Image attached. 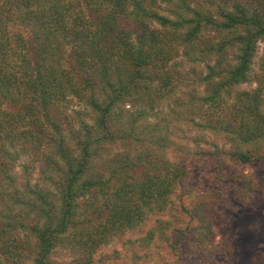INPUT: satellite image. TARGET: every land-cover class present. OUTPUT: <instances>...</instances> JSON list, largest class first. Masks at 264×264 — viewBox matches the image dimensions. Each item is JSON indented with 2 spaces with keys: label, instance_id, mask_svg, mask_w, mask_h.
Returning a JSON list of instances; mask_svg holds the SVG:
<instances>
[{
  "label": "trees",
  "instance_id": "trees-1",
  "mask_svg": "<svg viewBox=\"0 0 264 264\" xmlns=\"http://www.w3.org/2000/svg\"><path fill=\"white\" fill-rule=\"evenodd\" d=\"M157 1L0 0V264H25L23 248L30 243L29 264H55L50 256L65 237L92 254L150 214H180L206 235L207 196L192 185L190 163L167 156L173 123L179 127L186 119L231 145L206 153L198 171L209 169L210 160L215 175L224 174L227 161H264V80L234 91L250 81L257 44L264 43V0L233 1L215 14L189 0H159L163 14ZM229 50L236 51L233 64L226 62ZM179 56L206 62L198 79L207 86L205 95L176 94L170 62ZM210 56L214 65L207 63ZM126 102L148 109L124 110ZM159 105L168 114L162 127L147 122L158 116ZM70 106L82 108L71 111V123ZM195 106L204 109L199 121L185 118ZM61 116L69 118V128ZM115 144L124 151L108 160L109 177L94 174L96 155ZM23 158L39 162L42 186L31 184L35 170L27 161L25 180L12 175ZM93 195L102 204L85 203L102 212L87 230L78 201ZM27 217L31 238L19 241L15 233Z\"/></svg>",
  "mask_w": 264,
  "mask_h": 264
},
{
  "label": "rangeland",
  "instance_id": "rangeland-1",
  "mask_svg": "<svg viewBox=\"0 0 264 264\" xmlns=\"http://www.w3.org/2000/svg\"><path fill=\"white\" fill-rule=\"evenodd\" d=\"M189 1L192 7L214 14L218 7H230L233 1L258 5L256 0ZM156 7L160 13L165 14V6L159 0ZM151 26L159 27L156 23H152ZM214 35L209 33L206 37L214 38ZM214 40H219V37ZM235 55L236 51L229 50L226 62L233 64ZM215 60L216 57L210 56L207 63L214 65ZM262 62H264V43L258 42L250 81L238 85L234 91L252 90L257 86L255 78L264 80ZM170 64L174 65L175 73H177L175 88L177 95L188 93L187 95L190 96L194 93L196 97H201L206 94L207 86L201 85L198 80L206 74V62L192 63L189 58L179 56ZM187 83H191L192 86L186 88ZM141 103L133 105L126 102L122 109L129 111L138 107L148 109ZM70 107L73 108L68 109L66 113L70 116L68 119L71 123L72 118L76 117L71 111L82 110V108L80 106ZM195 107L186 109L183 116L185 118L193 117L195 121H199V114L200 112L202 114L204 109L200 111ZM156 108L160 113L156 117H151L147 122L159 123L162 127L167 123L163 120L167 118V110L163 105ZM168 118L170 121L169 116ZM68 119L61 116V122L66 129L69 128L66 123ZM177 126L178 124L173 123L169 129L172 133L170 137L173 139V145L166 151L167 156L173 160L183 157L186 164L190 163L188 169H191L192 185L199 188L200 193L204 196H207V199L204 200V219L208 224V229L205 230L206 235L201 233L204 232L201 225L194 224L190 218L180 214L178 216L175 214L172 216L150 214L142 223L125 232L113 235L107 244L98 247L92 254L87 246H80L76 240L73 241L70 237L68 239L65 237L64 242L50 256L51 262L55 264H264V161H255L247 165H238L227 161L228 168L225 169L224 174L221 175L217 171L218 174L215 175L216 170H213L215 162L210 160L206 163L209 169L198 171L205 164L206 153L215 151L216 147L224 151L229 150L231 145L224 137L202 132L191 126V123H188L186 119L185 122L179 124V127ZM67 135L66 132L65 136ZM199 150L202 156L197 154ZM122 151H124L123 147L116 144L106 146L103 151L100 150L92 163L94 174H104L105 178L109 177L106 167L108 160L115 153ZM25 161L30 165L29 171L35 170L30 179L31 184L39 181L42 186L39 162L33 163L30 158L17 161L12 167V175L19 181L25 180L22 168V162ZM201 174H204V179ZM90 199V197H86L78 201L80 204L79 222L87 223L83 225L87 230L92 229L99 222L98 214L102 212L94 211L92 207L87 206L88 203H85V201H91V203L102 204V197L93 195ZM16 211L21 212L20 209H16ZM107 211L108 209L105 208L104 213L106 214ZM158 219L170 225L158 222ZM32 222L27 217L24 226L16 230L15 234L19 241L26 242L28 237L31 238L29 228ZM159 223L162 224V228L159 227ZM77 226L80 228L82 225ZM32 245L30 243L26 248H23L25 264L31 262Z\"/></svg>",
  "mask_w": 264,
  "mask_h": 264
}]
</instances>
